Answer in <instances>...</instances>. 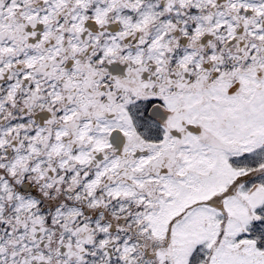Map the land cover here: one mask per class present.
<instances>
[{
	"label": "snow or ice",
	"instance_id": "1",
	"mask_svg": "<svg viewBox=\"0 0 264 264\" xmlns=\"http://www.w3.org/2000/svg\"><path fill=\"white\" fill-rule=\"evenodd\" d=\"M0 264H264V0H0Z\"/></svg>",
	"mask_w": 264,
	"mask_h": 264
}]
</instances>
